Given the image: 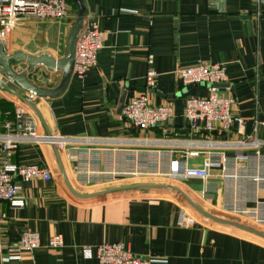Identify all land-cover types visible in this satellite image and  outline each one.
<instances>
[{
    "label": "crops",
    "instance_id": "0c3cea01",
    "mask_svg": "<svg viewBox=\"0 0 264 264\" xmlns=\"http://www.w3.org/2000/svg\"><path fill=\"white\" fill-rule=\"evenodd\" d=\"M67 16L60 20L25 16L10 29L0 44L7 54L47 53L60 59L78 7L65 0ZM86 13L80 30L93 19L104 32L96 67L83 78L70 75L65 88L54 96L31 100L40 115L16 94L0 86V124L14 120L20 102L32 112L37 129L55 132L71 141L56 152L52 145L24 142L17 145L11 162L48 167L52 179L17 182L22 206L0 201V264H97L95 247L121 242L137 255H152L158 264H264V238L240 228L220 224L197 212L177 192L167 189H129L81 198L82 194L133 184H163L179 188L205 212L264 233V1L263 0H84ZM157 73L151 92L153 105L169 104L171 117L146 131L131 127L118 112L144 91L147 57ZM220 64L225 82L220 92L233 95L235 117L244 119L242 133L237 123L214 139L238 140L245 136L262 144L259 155L252 149H229V170L209 168L208 178L167 177L154 173L167 169L169 158H178L170 143L155 146L121 143L130 139L176 141L200 138L183 115L188 97H203V85L183 87L175 70L197 64ZM13 64V63H12ZM13 69L21 72L27 65ZM60 69L37 65L26 74L28 81L44 89L56 88ZM22 97L20 89L3 74L2 80ZM229 87V88H228ZM123 104V105H124ZM2 129V128H1ZM3 130V129H2ZM96 139L86 143L79 139ZM172 151V153H170ZM158 154V155H157ZM203 158L188 159V166H201ZM235 209L247 211L236 213ZM233 218V219H232ZM262 220V222H259ZM24 230L39 234V246L19 250L16 244ZM59 234L62 246L49 239ZM91 247L90 255L83 252Z\"/></svg>",
    "mask_w": 264,
    "mask_h": 264
},
{
    "label": "built area",
    "instance_id": "2783aa9c",
    "mask_svg": "<svg viewBox=\"0 0 264 264\" xmlns=\"http://www.w3.org/2000/svg\"><path fill=\"white\" fill-rule=\"evenodd\" d=\"M260 1V0H259ZM264 1V0H263ZM68 7L65 0H0V44L4 41L8 31L18 25L25 16L38 19L60 20L67 16ZM104 32L98 23L91 19L86 27L78 32L74 43L73 65L71 74L83 78L89 69L97 65V53L102 47ZM148 68L144 75V91L129 99L122 108L123 117L131 127L146 131L158 124L165 123L172 115L169 104L153 105L150 102L151 92L157 83V73L151 67L152 56L147 57ZM176 77L183 87L203 85L207 95L203 97H188L185 100L183 115L188 121L190 130L203 135L200 138L167 141L153 139L122 140L121 143L141 144L155 146L170 143L179 153L178 158H169L167 169H156L155 174L167 177L201 178L209 176V168L219 166L222 176L233 178L229 170V149L256 150L262 142L245 136L238 140L214 139L212 135H221L229 131L233 123H237L238 132L242 133L244 119L232 114V107L236 103L233 95L220 92V85L225 82L224 67L220 64H197L190 67H178ZM0 66V80H2ZM229 88V87H228ZM35 93L28 91V99L33 100ZM25 102H20L14 108V120L0 124V201L9 202L14 206H22V200L17 197L19 182H29L32 179L49 181L52 173L48 167L31 163L16 165L11 158L18 144L36 142L54 145L58 150L71 141H78L65 137L55 132H41L37 129L34 116L25 107ZM255 124L264 126V121H255ZM3 130H2V129ZM86 143L96 142V139H79ZM172 153V151H170ZM158 155V154H157ZM202 157L201 166H188V159ZM253 181H264L263 177L256 176ZM236 213L247 211L235 209ZM4 217L0 214V218ZM262 222V220H259ZM48 245L53 248L62 246V237L59 234L52 236ZM39 246V234L36 231L24 230L20 233L16 248L32 251ZM91 247H85L83 252L90 255ZM1 250V246H0ZM97 264H158L161 259L152 255H137L131 252L121 242L100 244L95 247ZM0 256V263L8 260Z\"/></svg>",
    "mask_w": 264,
    "mask_h": 264
},
{
    "label": "water",
    "instance_id": "95a60500",
    "mask_svg": "<svg viewBox=\"0 0 264 264\" xmlns=\"http://www.w3.org/2000/svg\"><path fill=\"white\" fill-rule=\"evenodd\" d=\"M73 1L77 4L78 11H77V16H76L75 22L72 26V29H71V32H70V35L68 38L66 53H65L64 57L57 59V58L51 57L47 53H41L39 55L31 56V55H26L25 53H22L19 51L12 53V54H7L0 47L1 73L4 74L8 78L9 81H11L15 85H17L20 89L25 90V91L34 92L35 95H37V96H48L49 97V96H54V95L59 94L65 88V86H66V84L70 78V75H71V70H72V65H73L74 43H75V40L77 38L79 29L81 28L83 17L86 13V5H85L84 0H73ZM19 63L26 64L27 65L26 69L22 70L21 72H17L15 69H13L12 66L16 65V64L18 65ZM37 65H44L45 67L50 68V69H60L63 72L62 79L56 88L44 89V88H41V87L34 85L33 83H31L30 81L27 80L26 74L31 72ZM0 86L11 91L13 94H16L22 100L26 101L35 110V112L38 115H40L35 104L30 99L22 97L16 90L9 87V85H7L4 81L0 80ZM221 86H224V83L221 84L220 87ZM123 104H124V99L122 97L120 99V102L118 105V112L119 113L121 112V110L123 108ZM46 133H49V131L47 130ZM52 147L55 150L56 157H58L55 146L52 145ZM60 170H61V173L65 179V182H66L69 190L74 195H76L78 197L87 198V197H91V196H95V195L107 194V193H112V192L122 191V190H129V189H149V188L167 189V190H171V191H174V192H177L178 194H180L182 197L185 198V200L197 212L204 215L208 219L213 220L215 222H218L220 224H226V225H230V226L240 228L242 230L251 232L253 234H256V235L264 238V233L254 229V228L244 226V225L237 223V222L224 220V219H221L219 217H216L214 215H211V214L205 212L198 205H196L193 201H191L177 187L165 185V184H133V185H126V186L106 189V190L99 191V192L94 193V194H82V193H78L77 191H75L71 187V185L68 183V181L65 177L64 170L62 169L61 165H60Z\"/></svg>",
    "mask_w": 264,
    "mask_h": 264
},
{
    "label": "rangeland",
    "instance_id": "374dc122",
    "mask_svg": "<svg viewBox=\"0 0 264 264\" xmlns=\"http://www.w3.org/2000/svg\"><path fill=\"white\" fill-rule=\"evenodd\" d=\"M8 84H9V87H10L11 84H10V83H8ZM167 183L170 184V183H169L168 181H166V180L163 181V184H167ZM232 219H233V218H232Z\"/></svg>",
    "mask_w": 264,
    "mask_h": 264
}]
</instances>
